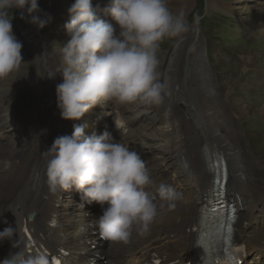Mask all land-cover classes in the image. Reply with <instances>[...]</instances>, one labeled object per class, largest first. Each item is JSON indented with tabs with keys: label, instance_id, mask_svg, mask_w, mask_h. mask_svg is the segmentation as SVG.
<instances>
[{
	"label": "bare ground",
	"instance_id": "6f19581e",
	"mask_svg": "<svg viewBox=\"0 0 264 264\" xmlns=\"http://www.w3.org/2000/svg\"><path fill=\"white\" fill-rule=\"evenodd\" d=\"M94 1L98 3L97 0ZM154 1L145 0L144 4V8L146 10L149 9L148 13L151 16H156L158 13L152 8ZM192 2L193 0H170V5L172 6L170 14L175 16V22L179 23V17L189 11ZM261 2H264V0H261ZM224 7L226 8V5ZM19 9H21L20 6ZM85 12L88 14L82 21L81 28H84L85 32H89L90 29H88L87 25H91L90 15L94 14V12L92 10H85ZM21 16L26 20V12ZM261 19L263 20L253 27L258 26L261 34H264V17ZM261 24L262 27L259 26ZM26 25V23H22L18 28H24ZM93 33L99 34V30ZM100 36L99 34L88 39L95 41L98 39L99 45H95V48L96 46H101V44L103 45L107 39L103 38L101 40ZM185 38L179 36L175 40L172 51H170L171 57L166 59V56H163V59L156 62V65L149 67L148 73L151 76H162V88L160 86V89L163 93L165 92L164 90L170 89L166 82L168 80L167 75L172 74L175 51L177 49L180 50L182 47L185 48L190 43V39ZM196 42L198 43L199 41ZM199 44L200 46L195 47V60L193 61L192 59L193 69L197 74V82H200L207 89V94L212 101L215 102L216 99L217 104L221 101L222 104L227 105L228 109L234 111L233 120L230 118L226 125L219 124L218 121L214 120L206 129L202 126L194 111L192 109L188 110V106H186L188 105V98H186L185 93L187 94L190 91L186 87L188 72L186 67L182 76L181 88L178 89L179 92H176L177 89L171 87L167 96L156 104L160 105L159 110L164 115L163 118L161 117L163 134L154 129L152 132L154 136H162L158 147L160 152L166 151L170 153L175 158L177 157L180 163L183 157L190 153L189 167L191 169L187 176L189 182L186 184L187 190L185 194L179 195L178 200H180L182 208L177 216L178 221H169L164 226H160V228L154 229L150 233L138 234L128 246L117 244L103 245V249L107 251L108 260L114 264H149L152 260L158 258H162L163 262H169L178 258V251H190L195 242L201 243L205 249L209 248L211 228L206 223L201 222L200 232L194 230L196 222L203 214L202 204L209 194L207 190L210 188V191H212L214 188V183L210 184V179L212 178L213 181L214 176V172H211L210 168L213 167L209 166L207 162L204 163L200 156L198 159L194 156L201 147L204 148L203 160L206 158V153L211 157L214 152L219 151L227 163L228 178L230 177L228 185L239 210L236 222L233 225L231 242L245 245L244 264H264V163L262 166H257L251 158L248 149L243 143L242 130L237 124V119L241 112L240 108L233 104L231 105L230 98L223 96L217 88L211 73V65L207 60L201 42ZM37 50L44 53L42 61L49 74L47 84L50 85L53 96H56L57 92L52 86L55 80L59 78L55 72L59 63L55 61L57 57L46 45L44 47L38 46ZM186 63L189 64L185 58L183 66ZM11 68L9 67L8 72ZM122 70H125L126 75L128 74L126 69ZM4 74L7 75V73ZM24 82L25 78L22 76H19V78L9 77L7 80L9 85L7 90L16 99V105L23 102L19 97L21 94L24 99ZM124 85L127 91L132 86L126 83ZM196 87L199 89L200 98L204 100L205 109L209 108L206 89L203 90L204 88L199 83ZM84 92L87 98H93L90 91ZM120 92L125 95L122 103L132 107V110L140 106L149 105L147 102H142L145 100L140 96L123 90H120ZM86 97L83 96L82 99ZM79 100L78 98L77 102ZM169 101L176 108L175 111L168 109L170 105L168 103L166 107V102ZM37 102H41V99L38 98ZM63 103L64 98L59 95L50 107L59 111ZM20 110L18 107L16 112H20ZM67 110L70 111V108L66 107ZM222 112L226 116L227 109L223 108ZM261 114L264 115V107L261 110ZM54 116L55 114L48 113V117L54 118ZM38 122L39 116L37 114L29 120V123ZM22 123H25V121ZM81 123L83 125L79 129L86 132L87 138L90 139L92 131L86 130L88 125L87 118L83 119ZM90 125L93 127V124ZM17 126L19 125H3L0 121V222L6 223L11 227L10 229L3 228L4 233L2 238H0V252L4 247L8 249H24V233L28 234L30 230L34 229L38 241L44 243L49 249L51 248L55 252L63 248L68 250L70 252L67 257L69 264H85V257L91 256L92 253L86 245V241L93 238L91 232L94 230V223L91 219L85 217L83 211L76 207L73 204V200L65 193L61 191L53 193L49 190L48 183H44L35 168L36 154L32 146L38 143V140L31 132L26 131L22 134H14L16 138H11L6 130ZM223 126L231 131L227 138L217 136V132ZM2 136L6 139L5 141L2 140ZM183 168L185 169L184 166ZM175 170H180V167H175ZM179 186L181 189L186 188L183 185ZM70 192L74 193V198H77L75 189L71 188ZM172 196L174 197V195ZM86 204L90 206L89 203ZM29 213L35 214L32 221L28 220ZM173 215H175V212ZM170 216L172 215L170 214Z\"/></svg>",
	"mask_w": 264,
	"mask_h": 264
},
{
	"label": "rangeland",
	"instance_id": "374dc122",
	"mask_svg": "<svg viewBox=\"0 0 264 264\" xmlns=\"http://www.w3.org/2000/svg\"><path fill=\"white\" fill-rule=\"evenodd\" d=\"M20 1L0 0V5L2 4L7 7L3 11L0 9V30L7 29V37L10 38L14 35L18 40L25 34L24 38H28L29 40V48L34 49L41 39L38 34H32L31 27L28 25L24 28L22 27V31L19 29L20 32L16 29L17 24L26 23L25 18L21 15H24V12L27 10L26 7L30 6V0H22L23 4L19 3L18 5L17 2ZM65 1L38 0L37 20L35 21H38L39 25L45 29L43 31V35H45L43 40L49 43L52 42L50 46L58 54L55 60L56 62H66L63 55H65V50L70 49L67 59L70 62L76 61L78 63V66L76 64L74 65L77 67V79L82 78L80 82L82 91H90L92 94L95 93L88 76L86 75L87 78H84L82 74L96 68L94 57L100 55L102 52L111 60L114 58L116 61V70H119V76L117 77L116 74L114 76L116 85L122 86L123 83H128L132 85L129 87L130 89L128 88V92L140 96L146 102L155 101V104H158L161 99L167 96L171 87L177 89L176 92H179L178 89L181 88L183 72L187 67L186 87L191 91H188L187 94L185 93L186 98H188V105H186L188 106V110L192 109L194 111L205 129L214 120L218 121L219 124L226 125L230 121V118H233L234 111L228 109L227 105L222 104L221 101L217 104L216 99L215 102L210 99L207 94V89L200 82H197V74L193 69L192 63L196 57L195 47L200 46L199 43L201 42L205 52V45L207 46L208 56L206 55V57L211 65V73L217 84V88L223 96L230 98L231 105L233 104L240 108L239 110L241 112L237 119V124L242 130L245 147L248 149L254 163L257 166L263 165L264 115L261 114V110L264 107V34H261L258 28L253 27L260 23L263 20L261 18L264 17V10L262 11L253 4L254 1L258 0H227V2H224L225 0H208L206 9L209 15L204 13L206 18L202 21L200 20V16L202 15L200 6L203 3L198 0V10L193 12L194 5L193 7L191 6L189 9L190 12L188 11L179 17V23L175 22V16L170 14L172 7L170 0H152V2H155L152 3V8L158 12L156 16H151L148 13L149 9L146 10L144 8L145 0H100L101 4L112 3L114 6H119L123 15L121 17L119 16L118 26H114L109 42H104L105 44L103 46L101 44L98 48L99 50H96L97 46L95 48V45H99L98 39L96 41L88 40L91 38V35L92 37L99 35L93 33L98 29L92 25H87L88 29H90V35L84 31V28H81L82 21L86 18V14H88L85 10L97 8L96 3L93 0H67L70 4L67 6L64 3ZM223 4L226 5V8ZM11 5H14V7ZM19 6L21 9H19ZM81 10L84 12L83 15H79L82 13ZM142 12L147 16H140L139 14ZM59 14H62V16L54 17V15L59 16ZM228 15L236 17L234 18ZM63 17H66V19L62 20ZM59 19L62 20L63 26L58 24ZM28 23L30 24L31 21H28ZM199 24L206 44L204 40H198V43L194 40L196 34L201 36L197 28ZM262 24L259 26L262 27ZM22 33L24 34L22 35ZM179 36L186 37L185 39L189 38L192 44L188 43L185 48L182 47L180 50L177 49L178 51H175V62L174 66L172 65V74L167 75V85L170 86V89L167 91L164 90L165 92L163 93L160 89V86L162 88V76H151L148 70L151 65L154 66L156 62L163 59V56H166V59L171 57L172 40L177 39ZM100 39L102 40L103 38ZM57 41L62 43L60 44V48L55 46ZM23 44L26 45L27 42L25 41ZM45 45L46 43H40L38 46L44 47ZM16 48H18L16 53L11 57L5 58L0 56L2 71L8 65L12 66L9 72V67L4 71L7 75L0 74V84L1 80H5L3 82L5 85L4 88L9 87L7 83L9 77L19 78L18 75L23 74L30 67L28 64L22 66L24 61L18 54L22 53L27 60V57L30 58L32 53L30 51L28 53L22 51L18 45ZM118 50L123 55H120ZM185 58L189 64L186 63L183 66ZM122 62H132L133 67L129 63L124 65ZM125 66H128L126 67L128 74L126 75L125 72V80H121L120 82V77L123 79L121 74L122 69ZM144 66L146 67L142 68ZM139 68L142 69L138 70ZM13 69L15 70L13 71ZM72 73H75V70ZM198 83L204 88L203 90L206 89L209 108L205 109L204 100L200 98L199 89L196 87ZM153 87H155L157 92ZM47 93H49V90ZM19 98L23 100L21 94ZM167 103L170 104L168 106L169 110H176L171 101L166 102V107ZM143 107L146 109L142 112L145 115L135 117L132 114L126 115L124 112L121 114L122 117H130L134 121L139 118L144 119L143 123H136L134 126H131L130 130V132H134L136 137L141 139L138 145L143 150L152 148L153 154L151 157H154L152 164L157 169L167 171L168 167H181L176 162L177 157L175 158L165 151L160 152L158 149L162 136H153L151 134L153 129L158 130L162 134L164 132L161 128L163 121L160 119L164 115L159 110L160 105L155 106L154 104H149ZM5 108L4 106V110ZM223 108L227 109L226 116L222 112ZM49 109L50 113L55 115L59 114L58 110L52 107ZM67 111L69 112V110ZM160 128L162 131H160ZM229 133L231 131L223 126L217 132V136L227 138ZM13 137L16 138L15 135ZM186 155L190 156V153ZM174 171L177 170L174 169ZM182 174L183 171L181 170V173L172 176V180L176 181L177 178L183 179L179 185L183 183L186 187V184L189 182L188 175ZM185 190H187V187ZM174 197L176 198L177 196L174 195Z\"/></svg>",
	"mask_w": 264,
	"mask_h": 264
}]
</instances>
